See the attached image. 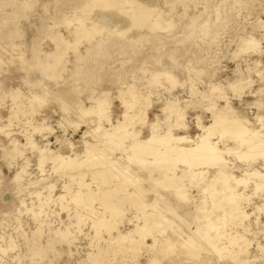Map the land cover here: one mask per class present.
I'll list each match as a JSON object with an SVG mask.
<instances>
[{
    "label": "rangeland",
    "instance_id": "1",
    "mask_svg": "<svg viewBox=\"0 0 264 264\" xmlns=\"http://www.w3.org/2000/svg\"><path fill=\"white\" fill-rule=\"evenodd\" d=\"M92 1L0 0V92L2 91L0 93V117L2 118L0 125H8V129L14 133L13 136L18 138L21 144L25 143L20 133V130L23 131V129L19 125L20 122L17 121H24V118L20 113H17L16 118L13 117L9 121L6 120L10 115L8 108L12 105L16 110V105H14L16 101L19 102L20 97L29 96L28 91L31 89L39 90L38 93H41L40 88H38L40 86L44 87L43 91L46 94L48 93V98L45 99L47 100L45 106L37 112L39 115L36 120L41 118V116L49 119L47 125L51 128V133L47 141L50 143L51 150H56L59 146L62 147L69 143L76 147L74 149L76 153H80L83 149V139H81L83 132L86 131L87 126H89L87 130L94 128L91 125L94 123H88L89 125H81L73 131L64 122L66 118L70 119V117H73V109L70 110L69 104H65L66 102L62 97L64 95L63 90L67 88L72 92L73 97L82 102L84 106L90 105L91 98L102 95L104 91L108 92L105 93L112 103H110V118L114 122L117 119H121L124 112L122 100L120 101L117 95H119V91H124L128 86H131L134 89L133 92L136 91V94L149 96L151 106L147 112L148 124L156 121L155 118L157 117V122L161 124L162 128L169 114L164 110L166 104L169 101H176L185 114L184 120L188 126V137L195 138L200 134L199 129L196 127V117H199L201 124L208 125L212 118V113L208 110L209 105L216 103V107H220L225 103L224 99L215 98L218 91L212 92L210 90L212 86L217 84L219 90L222 91V95L225 94V99L235 109L239 111L243 109L242 111L249 122L255 123L253 124L255 127L259 125L253 119L257 113L256 107L246 106V103L255 99L252 96L253 91L261 84V74L258 76L256 73L261 71L264 66V40L260 41L261 53H257L251 49L242 48V39H248L250 36L259 39L263 35L264 0H180L178 4L175 3L176 7L175 13H172L173 15H170L168 11L170 8L169 4H162L159 0H155L157 3L159 2V8L162 9L164 17L163 15L158 17L156 22L154 21L156 18H151L148 23L152 24L155 22L157 26L137 27L135 22H127L129 24L127 27L119 29L116 27L115 30H107V28L100 36L94 34L92 37H81L80 43L73 44L72 31L73 27L77 26L75 18L81 15H89V13L86 14L88 9L82 8V6ZM91 13L101 15L102 12L99 7H94ZM134 14L135 12L133 13V11L125 10L113 15H121L127 18ZM174 20H176L175 23L173 22ZM111 21V19L109 22L103 21L102 25L115 26L114 22ZM98 22L102 23V20ZM90 24V21H85L86 26ZM258 25H263V27L259 29ZM95 29L93 31H98L99 27H95ZM189 32H192V35L186 37L185 34ZM171 33H176V38L171 37ZM54 34L57 37L60 36L59 39L63 38L60 39L61 45L69 41L73 47H77V51L83 58H80L78 62L74 56L72 46H67L62 51V57L54 70L48 69V71L38 72V65L43 62H50L49 56L47 57L43 54L55 48L54 41L56 39ZM96 43H101V45L94 47ZM90 47L91 50L89 49ZM164 67H167L166 70H169L172 77H159L156 83L150 85V80H152L153 76L150 69L159 70ZM40 73L41 76H39ZM54 73L55 77H52ZM242 76H250L254 83L250 88H244L243 94L238 97L236 95L237 92L229 85ZM263 76L264 74L261 75V77ZM50 77H52L51 80H49ZM170 78H173V80ZM11 89H17L20 92L17 99H12L7 95L6 91ZM59 89L60 92L58 93ZM4 92L6 93L5 97L3 96ZM209 92L212 93L209 94ZM23 105L27 107L25 101ZM76 117L80 116L76 115ZM91 119L93 117H88V120ZM26 128L29 129V127ZM148 130L146 125L141 128V139L148 136ZM176 133L181 134L180 132ZM215 133H213L214 135L211 139L213 142L218 143L217 146L220 149L222 147L224 149L229 148L230 153L243 150L240 149L243 148L242 146H237L238 144L230 134L223 136L220 133H218L219 135ZM34 139H36V142L40 141L39 136H34ZM0 140L7 144L6 139L2 135H0ZM62 149H64V146ZM106 151L103 150L102 154H112L110 150L107 149ZM67 152V154H71L70 150ZM232 153L227 154L228 156L225 158L229 160V163L238 166L234 171L236 176H241L246 170L257 169L262 171L263 160L261 158L251 162H243L234 159ZM116 156H119V152L116 153ZM25 160H27L25 166L26 174L22 180L24 189H20L17 192L12 179L14 174L20 172V168L25 165ZM49 166V164L44 165L43 177L48 179L46 183L43 182L36 186L27 185L28 181L34 182L41 177L36 166L35 156L29 150H25L21 156L16 155L11 158L10 155H4L3 151H0V173L3 177L2 186L0 187V214L7 212L4 216L0 215V245L4 248L9 240L16 245L12 250L6 251L4 254L0 253V264H32L33 262H38L39 264H93L92 259L88 255L95 254L98 249L108 251L107 256L102 257L104 259L102 264H118L120 262H123L122 264H135V261L126 259V256L135 254L138 256L136 264H145L148 256V252L145 250L135 254L129 251L127 253L121 251L112 254L114 249L110 247L109 242L112 241L109 235L113 234L115 230L111 229L110 234L104 230L100 231V235L97 234L99 236L97 237L96 235L95 237V233L91 229V221H96L99 216L96 213L90 215L87 209L78 205V207L75 206L74 202L71 203L72 201L68 200V197L66 198L67 204H65L66 202L63 203L64 205L62 204L63 210H61L62 206L59 205L58 201L51 203L44 209L47 219L43 215L42 219H46V223L48 222L50 225L44 224L38 236H33L32 232L36 230L37 223H35L36 221L33 219L31 212L24 213L23 209V207L30 208L31 206L35 208L37 205L35 195H30V193L38 192L40 197L47 196L48 191L45 189L44 184L47 185L49 183L54 184L51 191V195L54 198L64 194L62 189L64 184L70 185L72 191L77 189V182L70 181L64 175L53 174ZM84 181L90 182L89 175L84 178ZM255 181L258 182L259 180L251 178L248 181L244 192L251 198H248L247 202H242V206H244L245 212L248 214V218L242 221L248 227L245 237L251 241L247 255L250 261L246 264H264V184L254 194L253 183ZM261 183L263 182L261 181ZM143 187L148 190L142 200L147 205L152 201L154 193L151 191L149 184H144ZM91 188L95 189L94 185H91ZM239 188L242 189L241 187ZM196 190L197 188L193 187L190 192L196 199L201 198ZM10 194L18 195L23 201V207L11 204L9 209H7L3 202L11 201L9 200L11 199ZM262 198L263 200H261ZM92 206V208L96 209V212L102 211L98 207V202H93ZM259 206L260 208L262 207L260 212L254 209ZM124 209L125 214L116 226L120 231L128 232L132 229L131 223L135 221V219L129 218L137 215L141 218L142 214L138 212L136 215L134 208L130 206H124ZM76 212L82 215L77 227L74 226L76 224L74 217ZM215 213L220 214L218 211ZM70 224L72 226L69 230L71 236L73 235L70 243L60 241L54 236L52 230L60 229L62 231L64 227ZM230 228H233L231 230L233 233L235 231L243 232L239 221L231 222L229 227H223L222 230L226 229L227 232H230ZM22 233H25L27 239L35 237L36 243L41 246L43 251L39 258L38 256H31V250L22 237ZM47 241L51 242L49 247L46 246ZM146 243L150 244L151 240H146ZM217 246L220 247V243ZM203 247H207V245L203 244ZM207 248H210V246ZM222 251L218 250L219 253H214L213 251L210 253L200 252L196 261L186 263L174 255H169L167 258L161 259L159 264H235L230 259L228 260L227 251ZM121 256L124 257V261ZM14 257H17V259H13ZM239 257L241 258L243 255ZM108 260L113 261V263Z\"/></svg>",
    "mask_w": 264,
    "mask_h": 264
},
{
    "label": "bare ground",
    "instance_id": "2",
    "mask_svg": "<svg viewBox=\"0 0 264 264\" xmlns=\"http://www.w3.org/2000/svg\"><path fill=\"white\" fill-rule=\"evenodd\" d=\"M159 1L162 4H169L170 8L168 11L170 15H173L172 13L176 7L175 3L178 4L180 0ZM94 7L101 9V15H98V13L97 15L90 14ZM159 7V2L157 3L155 0H93L82 6V8L88 9L86 14L89 13V15H81L75 18L77 26L73 27L72 42L73 44L80 43L81 37H92L94 34L100 36L107 28V30H115L116 27L118 29L127 27L129 25L127 22H135L137 27L157 26L155 24L157 18L162 15L164 17L161 11L162 9ZM125 10L129 12L133 11L135 14L127 18L121 15H113ZM176 11L178 10L176 9ZM151 18L156 19H154V23L149 24L148 21ZM99 19L102 20V23L98 22L101 21ZM110 19L114 22L115 26H111V28L107 24V26L102 25L103 21L109 22ZM86 20L91 22L89 26L85 25ZM173 22L175 23L176 20ZM95 27H99L98 31H93L96 30ZM262 27L263 25H258L259 29ZM176 35V33L170 34L174 38H176ZM190 35H192V32L185 34L186 37H190ZM54 37L56 39L54 41L55 48L43 54L47 57L49 56L50 62L39 63L38 72L48 71V69L54 70L62 57V51L67 46H72L71 48L78 62L80 58H83L77 51V47H73L69 41L61 45L60 39L63 38L61 37L59 39L60 36L57 37L55 34ZM261 40H264V33L259 39L252 36L248 39H242V48L261 53ZM100 45L101 43H96L94 47H99ZM91 47L93 48V46ZM91 47L89 48L90 50ZM166 68L164 67L159 70L150 69L152 70L151 74H153L150 85L156 83L159 77H172V74ZM256 74L258 76L264 74V66ZM261 75V84L253 91L252 96L255 99L252 102L246 103V106L256 107L257 113L253 119L259 123L258 126L255 127V125L253 126L255 123L252 124L249 122L242 111V107L240 111L235 109L225 99V94L222 95V91L219 90L216 84L212 87L210 86L211 89H209L212 92L218 91L217 97L215 98H222L225 103L223 102L224 105L220 107H216V103L209 105L208 110L212 113V118L208 125L201 124L202 122L199 117H196V127L199 129L200 134L195 138L188 137V126L184 120L185 114L176 101H169L166 104L164 110L169 114L162 128L161 124L157 122V117L155 118L156 121L148 124L147 112L151 106L149 96L136 94V91L133 92L134 89L131 86H128L124 91H119L120 93L117 95L119 100H122L121 103L124 105V112L121 119H117L114 122L110 118V106L112 103L110 98L106 96L108 92L104 91L102 95L100 94L91 98L90 105L84 106L82 102L73 97L72 92L67 88L63 90L64 95L62 97L66 102L65 104H69L68 107L70 110L73 109V117H70V119L66 118L64 122L73 131L81 125L86 126L88 123H94L91 124L94 126L93 129L87 130L89 127L87 126L86 131L82 134L83 149L80 153H76L74 151L76 147L69 143L63 145L64 149H62L63 146H59L56 150L50 149V143L47 141L51 133V128L47 125L49 119L40 115L41 118L36 120V117L39 115L37 112L45 106L47 101L45 99L48 98V93L46 94L43 91L44 87L42 86L38 87L41 93H38L39 90L31 89L28 91L29 96L20 97L19 102L16 101L14 104L16 105V110L12 105L8 108L11 112L8 111L10 115L6 118L9 121L13 117L16 118L17 113L21 114L24 121L18 120L17 122H20L19 125L23 129V131L20 130V133L25 143L21 144L18 138L13 136L14 133L8 129V125H0V135L7 141V144H4L0 140V151L2 150L4 155H10L11 158L16 155L21 156L25 150H29L35 156L36 166L41 177L34 182L28 181L27 185L36 186L43 182L46 183L48 179L43 177L44 165L49 164L53 174H58L59 176L64 175L70 181L77 182V189L72 191L70 185L64 184L62 185L64 194H60L54 198L51 195L54 184H44L45 189L48 191V194L46 193L47 196L44 195L45 197H40V193L38 192L30 193L28 191L30 195H35L37 201L35 208L34 206L30 208L23 207V201L18 195L13 194H10L11 199L9 200L11 201L3 202L4 206L9 209L11 204H16L23 207L24 213L31 212L33 219L36 221L35 223H37L36 230L32 234L33 236H38L44 224L50 225L48 222L46 223L47 217L44 209L51 203L58 201L59 205L62 206L61 210H63V203L66 202L65 204H67L66 198L68 197V200L72 201L71 203L74 202L75 206L78 205L79 207L87 209L90 215L96 213L99 216L96 221H91V229L94 231L95 237L100 231L104 230L110 234L111 229L115 230V232L113 231L114 235H109L112 241L109 242L110 247L114 249L112 254L121 251L123 253L129 251L135 254L141 250H145L148 252L145 264H159L161 259L164 257L167 258L169 255H174L186 263L196 261L200 252L210 253L213 251L215 253L218 250H225L227 251L228 260L230 259L235 264H246L250 261L247 255L251 241L245 237V232L248 231V227L242 221L248 218V214L245 212L242 202H247L246 200L251 198V196L247 195L244 189L247 187L248 181L251 178L259 180L253 183L254 194L264 184V172H262L264 171V76L261 77ZM39 76H41V73ZM52 77H55V73L52 74ZM170 79L173 80V78ZM253 83L254 80L250 76H242L229 86L238 93L235 92L238 97H241L244 88H250ZM46 91L48 90L46 89ZM6 92L12 99H17L20 95L17 89H11ZM59 92L60 89L58 90ZM212 92H209V94ZM5 94L4 92L3 96ZM212 97L214 98V96ZM24 101L27 107H24ZM76 115L80 117H76ZM88 117H93V119L88 120ZM1 120L2 118L0 117ZM144 125L148 127L149 134L147 137L141 139V128ZM26 127H29V129ZM175 131L181 134H177ZM215 132L217 135L220 133L223 136L230 134L238 144L236 145L243 147L240 148L243 149L241 152H231L234 159L251 162L257 160V158H261L263 160L261 166L262 171L257 169H253L252 171L246 170L241 176H236L234 171L238 166L229 163V160L225 158L228 156L227 154H231L229 148L224 149L222 147L223 149H220L217 146L218 143L213 142L211 139ZM34 136H39L40 141L36 142ZM55 139L57 140L56 137ZM67 149L70 150L71 154H67ZM107 149L112 154H102L103 150L106 151ZM65 150L66 152H64ZM117 152H119V156H116ZM26 162L27 160H25V165L20 168V172L15 173L12 179L17 192L20 189H24L22 180L26 174ZM211 170L213 171L211 172ZM88 175L89 183L84 181V178ZM2 178L0 173V187L2 186ZM144 184H149L151 191L154 193L152 201L147 205L142 201L145 192L148 191L143 187ZM91 185H94L95 189H92ZM193 187L197 188L196 191L201 198L196 199L192 195L190 191H192ZM93 202H98V207L102 210L101 212H96V209L92 208ZM248 202L250 203V201ZM124 206L134 208L136 215L138 212L142 214L141 218L138 215L129 218L135 219V221L131 223L128 220L132 227L128 232L120 231L116 226L125 214ZM246 207L248 208V205ZM254 209L260 212L262 207L260 208L259 206ZM16 210L20 212L18 209ZM216 211L220 212V214H216ZM6 213L4 212L0 215L4 216ZM42 215L46 218L45 220L42 219ZM74 217L76 220L74 226L77 227L79 226L82 215L76 212ZM234 221H239L243 232L234 230L235 232L233 233L231 232L233 228L229 229L230 232H227L226 229L222 230L223 227H229L231 222ZM253 223L255 224V222ZM71 226L72 224L64 227L62 231L60 229L51 230L54 236L60 241L70 243L72 241L71 237L73 236H71L69 230ZM21 235L31 250V256H38L39 258L43 251L41 250V246H38L36 243L35 237L33 239H27L25 233ZM148 239L151 240L150 244L146 243ZM50 243L47 241L46 246L49 247ZM218 243H220V247L217 246ZM203 244H206L207 247L210 246V248L203 247ZM259 245L257 246L260 247L261 245ZM15 246L9 240L4 248L0 245V253L4 254L6 251L12 250ZM96 251L95 254H90L88 257L92 259L93 264H102L104 262L102 257L107 256L108 251L102 249ZM240 255H243V257L240 258ZM17 257L13 259H17ZM121 257L124 261V257ZM257 257L259 258V256ZM137 258V254L126 256V259L135 261V264ZM114 261L116 262V260ZM18 262L20 263V261ZM110 262L113 263V261ZM37 263L33 262L32 264ZM122 263L120 262L118 264Z\"/></svg>",
    "mask_w": 264,
    "mask_h": 264
}]
</instances>
